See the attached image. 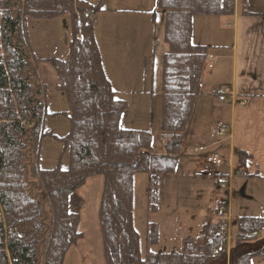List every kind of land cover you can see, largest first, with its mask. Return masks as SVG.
Wrapping results in <instances>:
<instances>
[{"label":"trees","instance_id":"1","mask_svg":"<svg viewBox=\"0 0 264 264\" xmlns=\"http://www.w3.org/2000/svg\"><path fill=\"white\" fill-rule=\"evenodd\" d=\"M100 4L0 0V264H38L42 255L43 264H63L69 248L84 236L78 230L80 214L70 210V196L98 175L104 177L99 225L106 264H252L264 258V245L245 249L254 233L264 231L263 216L238 218L230 245L226 234L208 222L201 237L185 238L180 250L155 249L160 225L152 218L165 197V178L177 171L184 132L201 94L206 55L212 50L193 43V17L232 16L236 0H156V10L164 13V41L169 47L162 59L160 154L153 152L149 130L120 125L128 103L117 96L104 71L91 19L102 10ZM239 6L241 13L254 14L247 0H239ZM66 14L72 35L68 56L51 57L49 62L57 73L55 90L64 92L67 109L48 112L38 72L24 47L28 19ZM57 115L68 119L69 130L63 136L44 128L45 118ZM46 138L63 147L53 167L41 166ZM234 154L245 166L250 155L242 150ZM136 173L148 175L144 258L133 220ZM221 223L227 224L226 219ZM17 224L22 229L6 236L5 227Z\"/></svg>","mask_w":264,"mask_h":264},{"label":"crops","instance_id":"2","mask_svg":"<svg viewBox=\"0 0 264 264\" xmlns=\"http://www.w3.org/2000/svg\"><path fill=\"white\" fill-rule=\"evenodd\" d=\"M85 1L96 3L92 0ZM247 1L248 11L254 14L241 13L239 0H236L235 13L228 17L227 28L219 30L220 40L211 39L216 35V31L206 25L209 21H201L202 25L198 27L196 17L199 16L193 17L192 21L193 43L210 46L219 58L212 70L205 68V71H209L206 75L208 78H204L205 71L202 75L201 94L194 103L191 119L186 126L181 154L186 151V147L191 153L205 152V158L206 154L216 152L218 148L223 152V149H220L223 144L230 157L228 165L216 166L213 171L207 166L205 159H202V164L201 159L194 155L186 158L181 157V154L179 156L177 171L182 175L186 169L194 180L209 179L207 182H191L195 184L194 192L199 196L196 198L201 203H208L206 207L211 214L208 220L198 217L202 227L208 222L215 223L213 214L217 204L227 201L229 212L231 210V196L226 200L215 201V185L228 181L230 191L233 190L235 170L239 167L258 179H264V0ZM116 3L113 7H102L104 13L107 12L109 16L103 15L101 11L95 15V39L104 71L112 87L117 96L128 103L125 112L131 107L138 111L134 121H127L128 124H138V127L126 125L124 128L149 130L153 134L154 147L155 143H160L161 134L162 59L169 51L164 41V13L156 10V0H116ZM112 15L120 16L122 21H126H112L110 26L105 25L106 19H110ZM106 56H110V60L106 61ZM132 61L136 62L137 66L133 71L129 69L125 78H121L118 65L125 70L128 65L131 67ZM217 68H220L219 72L217 70L213 73ZM108 69L113 74L110 75ZM223 87L230 89L226 101H220L218 98V92ZM121 93H124V97ZM241 100L246 102L242 103ZM125 114L122 115L120 123ZM218 128H225V135L217 136L214 132ZM196 148L200 151H196ZM235 150H242L250 155L245 166L240 165L238 157L234 154ZM203 184H207L205 189L201 187ZM103 185V176H93L71 194L69 207L71 211L80 214L78 230L84 236L69 248L63 264H106L99 225ZM147 188L148 175L136 173L133 176V220L143 258L146 253L148 222ZM184 210L191 211L190 208ZM159 225L161 237V224ZM189 237L199 239L190 233H180L176 244L181 246L182 241ZM159 251L171 250L165 246ZM252 264H264V258H255Z\"/></svg>","mask_w":264,"mask_h":264},{"label":"rangeland","instance_id":"3","mask_svg":"<svg viewBox=\"0 0 264 264\" xmlns=\"http://www.w3.org/2000/svg\"><path fill=\"white\" fill-rule=\"evenodd\" d=\"M92 1L96 3L100 2L101 8L113 7L114 3H116V0H92ZM101 12L104 13L105 11L101 10ZM103 15L109 16L107 12L104 13ZM94 17L95 15L91 16V19L93 20L95 25L96 20ZM112 21L125 22L126 20L122 21L120 19V16L112 15L110 19H106L105 25L110 26ZM201 21L202 22L205 21V23L206 21H209L210 23L208 24L206 23V25L211 26L212 29H215L216 31V35L211 39L217 38L218 40H220L221 31L219 30H222L223 28L226 27L228 22V17H224V18L219 17L215 19L212 17L199 16L196 17L197 27L198 25H202ZM205 23H204V27L206 26ZM70 26H71V17L69 14L62 15L58 18L51 20L33 19V18L28 19L27 39L25 40L24 47L26 48V51L29 54V58L30 61L32 62V66H34L35 70H37L38 72L39 83L41 84L40 87L43 92L42 100H44L48 112L63 111L67 109L66 96L64 92L55 90V85L57 83V73L55 72L49 60L51 57H56L59 59L67 58L69 53L68 44L72 37ZM211 27L208 28L211 29ZM210 53L215 55V51L213 50H210L208 52V54ZM217 57L219 58L218 55ZM117 58H119L118 55ZM107 59L110 60V56H106V61H108ZM130 65L131 67H129L128 65V68L125 70H122L121 67L118 65V73L120 74L121 78H125L126 76L125 73L130 71L129 69L133 71L137 66L136 62L134 61H132ZM207 65L208 62L206 61L205 67ZM206 70H208V68ZM219 70L220 68H217L213 70V73H215L216 71L219 72ZM108 73L110 75L113 74V72H111L110 69H108ZM208 73L209 71H205L204 74L205 79L208 78V76H206ZM44 85H46L47 89L44 87ZM44 90H47V92H45ZM121 94L122 96L124 95V93ZM133 105L135 106V104ZM125 113L120 125L122 127H126V125L127 126L135 125L134 127H138V124H128L127 122V121L135 120V116L138 114V111L135 109V107H131V109ZM43 124L45 129H52L54 133L59 136L65 135L69 130L68 119L63 115H57L56 117L48 116L45 118ZM182 145H181V151H182ZM192 145L193 144L191 143V147L193 148ZM224 146L225 145L222 144V146L220 147V149L221 148L223 149V152H221L218 148L216 152H210V154H206L205 158L203 155L205 154V152L191 153L186 147L184 148L186 151H183L182 154L180 152V154L182 155L181 157L184 158L191 157L194 155L201 159L202 164H203L202 159L203 160L205 159L207 166H210V169H213L214 171L216 166L223 165L225 167L226 165H228V161L230 160V157L228 151L224 150ZM62 149H63L62 144L59 143L58 141H55L51 138L44 139L40 153V158H42L41 166L43 167L55 166L56 159L58 158ZM196 151H200V150L196 148ZM153 152L158 154L164 152L161 143L158 142L155 143L153 147ZM214 153H217V155H214ZM213 157L218 158L220 160V164L213 165L212 162L209 161V158L211 159ZM62 166L64 168L68 166V154H65L63 156ZM241 166L243 167V165ZM175 174L176 175L173 176L170 175L165 178L164 180L165 197L160 204V211L157 214L153 215L152 218L153 220H156L158 223L161 224L160 244L155 248L156 250H162L165 248V246H167V249L171 251L179 250L181 246L179 244H176V241H178V237L180 233H190V235H193V237L200 238L201 237L200 228L202 227L201 226L202 222L201 220L199 221L198 217H203L204 220H208L209 217H211V214L209 213L208 208L206 207L208 203H201L200 200L196 198L199 196L194 192L195 184L191 183L198 181L207 182L209 179L194 180L188 175L186 169L183 170V175L180 173V171H177ZM201 187L205 189L207 187V184H203ZM231 191H230V184L228 181L219 182V184L214 186V194L216 196L215 201L219 199L226 200V198H230V196L232 198L231 210H230L231 214L229 212L227 201L222 202L221 205L225 207V212L219 211L218 207L221 204L220 203L217 204V208L215 210L216 212L213 214V219L215 223L220 224L222 218L226 219L227 226L229 227L230 235H231V239L228 241V244L235 238V233L238 225L237 223L238 218L242 216L264 217V179H258L253 175H250L246 170H244V168L239 167L238 169L235 170L233 190ZM73 198L74 196L71 197V200H73ZM186 208H190L191 211L186 212L184 210ZM15 227L17 228L16 230L22 229L21 224H17ZM262 245H264V231L262 233H259V236L254 237V239L245 246V249L247 251H251ZM38 264H43V255L40 256Z\"/></svg>","mask_w":264,"mask_h":264},{"label":"built area","instance_id":"4","mask_svg":"<svg viewBox=\"0 0 264 264\" xmlns=\"http://www.w3.org/2000/svg\"><path fill=\"white\" fill-rule=\"evenodd\" d=\"M207 60L209 61L208 67L211 69L214 66V62H216L217 57L210 53L207 55ZM218 93H219V96H218L219 100L220 101H226L228 95L230 94V89L228 87H223V88H221V90ZM244 102H245V100H242V103H244ZM215 133L217 136H223L226 133V129L218 128ZM209 161L212 162L213 165L220 164V160L216 157H213L211 159L209 158ZM223 186H224V184H223ZM219 211L225 212V207L220 206ZM16 229H17L16 227L6 228V230H5L6 236H15V234L17 232ZM218 229H219L220 233L227 232V228L225 227V225H222V224L218 225ZM253 236H258V234L254 233Z\"/></svg>","mask_w":264,"mask_h":264}]
</instances>
